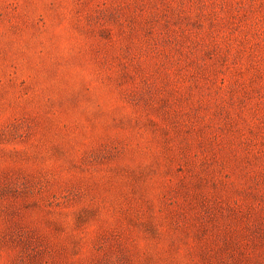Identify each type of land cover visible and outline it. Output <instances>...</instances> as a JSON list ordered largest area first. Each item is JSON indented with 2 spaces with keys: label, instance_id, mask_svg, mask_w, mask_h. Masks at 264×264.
Segmentation results:
<instances>
[{
  "label": "rangeland",
  "instance_id": "rangeland-1",
  "mask_svg": "<svg viewBox=\"0 0 264 264\" xmlns=\"http://www.w3.org/2000/svg\"><path fill=\"white\" fill-rule=\"evenodd\" d=\"M0 264H264V0H0Z\"/></svg>",
  "mask_w": 264,
  "mask_h": 264
}]
</instances>
